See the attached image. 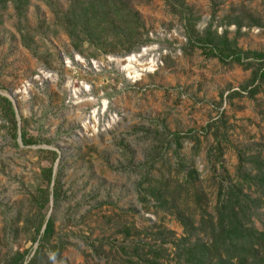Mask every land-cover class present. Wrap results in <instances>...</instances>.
Returning <instances> with one entry per match:
<instances>
[{"label":"rangeland","instance_id":"1","mask_svg":"<svg viewBox=\"0 0 264 264\" xmlns=\"http://www.w3.org/2000/svg\"><path fill=\"white\" fill-rule=\"evenodd\" d=\"M222 51L264 54V0H0V97L17 135L0 100V264L37 248L44 151L59 196L41 214L62 249L38 264H133L132 244L180 264L181 223L205 233L230 195L248 197L264 236L261 62Z\"/></svg>","mask_w":264,"mask_h":264},{"label":"trees","instance_id":"2","mask_svg":"<svg viewBox=\"0 0 264 264\" xmlns=\"http://www.w3.org/2000/svg\"><path fill=\"white\" fill-rule=\"evenodd\" d=\"M74 3L75 2L72 4V8L76 6L73 9V11H76L78 8V2L75 4ZM65 16H68V19L63 18L62 22L66 23L65 26L68 30H72L78 24V21L75 20L76 16L74 13L69 15L66 14ZM117 16L119 15L116 14V18ZM69 18L72 21H69ZM216 56L221 59H230L232 62H236L238 64L244 63L246 64L247 68H252V66L256 64L254 61L258 60L261 62V64H258L259 69H256L251 82L254 83L256 80L264 76L263 53L229 54L223 53L222 51ZM0 100L6 104L8 113L11 115L14 131L13 136L15 139H17V135L15 133L14 114L11 104L3 97H0ZM190 134L191 131L185 134V136ZM171 136L176 139V146L179 147L178 139L180 135L172 134ZM20 141L23 146H29L32 144L27 140L23 132L20 134ZM44 154L50 158L49 167L41 170L42 184H45V188L39 186L37 187L38 197L35 201L39 223L29 238V241L32 243V245L37 243V248L33 252L32 256L29 254V251H24L22 253L16 252L1 264H38L37 261L43 250L47 249L48 251H52L53 255H57L62 249L60 244L50 245L54 231V223L51 218L46 220V215L41 214L42 210L50 202V199H52V202L56 204L59 196V183L57 177L54 176L53 171L54 164L58 159V155L54 151H44ZM167 181L169 182V180ZM51 184L52 190L50 191L49 188ZM168 187L169 184H164L161 186V190L164 193H161L155 189L157 192V200L160 201L164 199L163 196H167ZM248 204H250V200H248L246 195L241 197L230 195L229 197L227 196L226 199L219 200L217 203L216 216L214 219H210L209 226L207 227L205 233H202L203 229L198 228L199 225L196 228H192L193 226L189 228V224L182 222L181 224L184 227V234L186 237L183 238L182 241H179L181 242V246L174 245L175 256L179 263L231 264V259L229 257L233 255L237 258L235 264H252L254 259L259 255L258 248L264 247V236L249 226L250 219L248 215ZM203 237H206V239ZM193 239L194 241L192 242ZM137 246L139 245L132 244V247H130L132 254L128 255V263L131 262L132 258H136V261L133 264H137V262H140L141 260L144 262L143 264H158V250H153V252L150 250L148 254H144L143 250L140 251Z\"/></svg>","mask_w":264,"mask_h":264}]
</instances>
